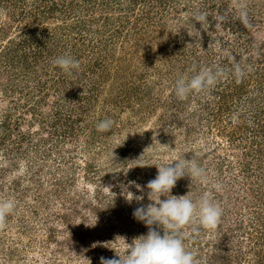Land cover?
Masks as SVG:
<instances>
[{
  "label": "rangeland",
  "instance_id": "rangeland-1",
  "mask_svg": "<svg viewBox=\"0 0 264 264\" xmlns=\"http://www.w3.org/2000/svg\"><path fill=\"white\" fill-rule=\"evenodd\" d=\"M62 55L79 67L55 66ZM203 67L223 75L177 99V74ZM196 142L209 182L184 176L171 194L211 190L223 214L186 226V249L196 264H264V0H0V200L16 202L0 264L118 259L148 231L133 211L157 167Z\"/></svg>",
  "mask_w": 264,
  "mask_h": 264
},
{
  "label": "clouds",
  "instance_id": "clouds-1",
  "mask_svg": "<svg viewBox=\"0 0 264 264\" xmlns=\"http://www.w3.org/2000/svg\"><path fill=\"white\" fill-rule=\"evenodd\" d=\"M237 10L239 13L237 18L247 24L246 5L239 4ZM192 18L200 22L202 26L208 21V14L200 12ZM219 19L221 22L224 21L223 16H220ZM53 64L66 73L79 67V62L67 55L55 58ZM189 71L191 74H177L171 87V92L181 101L187 100L193 94L210 92L223 75L220 68L213 70V68L203 67L199 70L193 68ZM234 75L237 81L243 75V71L238 65L234 68ZM192 107L195 108V105ZM113 125L114 121L111 118H104L99 120L96 128L99 132L108 133L109 130H112ZM203 148L202 142L186 145L178 153L180 158L162 162L159 167L155 165L158 170L157 175L146 185L147 196L151 203L137 207L133 211L134 219L143 222L148 227V231L146 234L132 238L131 243L126 242L124 238L123 249L119 254L115 251L119 258L105 259L102 257L101 264H196L193 253L185 247L183 229L188 225H194L196 226L194 230L199 228L213 230L220 223L223 209L214 201L211 190L204 191L196 199L191 198L188 194L172 195L171 190L175 187L177 180L184 176L190 177L191 182L196 181L200 184L209 182L206 168L198 163L197 159L202 154ZM113 149L111 150L112 159ZM189 152L192 154L191 158L185 159L183 154ZM174 161L175 163H173ZM130 168L132 167L128 169ZM136 187L140 188L139 185ZM212 187L216 191L221 189L219 184H213ZM162 196L166 198L161 199ZM143 198V196H134L132 193V198L128 200L140 201ZM15 207L16 202L13 199L0 200V221L11 214ZM95 224L88 227H93ZM153 225L155 227H152Z\"/></svg>",
  "mask_w": 264,
  "mask_h": 264
}]
</instances>
